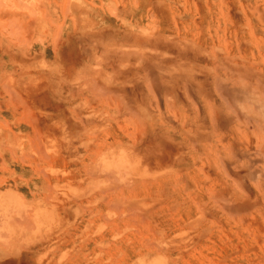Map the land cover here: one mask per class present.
<instances>
[{"label": "rangeland", "instance_id": "obj_1", "mask_svg": "<svg viewBox=\"0 0 264 264\" xmlns=\"http://www.w3.org/2000/svg\"><path fill=\"white\" fill-rule=\"evenodd\" d=\"M262 112L264 0H0V264H264Z\"/></svg>", "mask_w": 264, "mask_h": 264}, {"label": "bare ground", "instance_id": "obj_2", "mask_svg": "<svg viewBox=\"0 0 264 264\" xmlns=\"http://www.w3.org/2000/svg\"><path fill=\"white\" fill-rule=\"evenodd\" d=\"M146 81H147V80H146ZM218 84H219V83H218ZM215 85H216V84H215ZM10 89H12V88H10ZM150 89H151V88H150ZM13 90H14V89H13ZM151 91H152V89H151ZM14 92H15V91H14ZM11 93H12V91H11ZM12 94H13V95H14V94L17 95L16 93H12ZM220 94H221V93H220ZM222 95H223V94H222ZM13 98H14V97H13ZM16 99H17V97H16ZM159 99H160V98H159ZM229 100H230V99H229ZM18 101H19V100H18ZM207 101H208V100H207ZM16 102H17V101H16ZM240 102H241V101H240ZM227 103H228V102H227ZM171 104H172V103H171ZM24 105H25V104H24ZM232 106H233V105H232ZM30 108H31V107H30ZM260 112H261V111H260ZM262 113H264V112H262ZM257 115H258V113H257ZM250 118H251V117H250ZM32 119L34 120V118H32ZM252 119H253V117H252ZM80 120H81V119H80ZM80 120H79V121H80ZM28 121H29V120H28ZM36 121H37V119H36ZM36 121H35L34 123H33V121H32V124H35V123H39V122H40V121H38V122H36ZM246 121H247V120H246ZM29 122H31V121H29ZM29 122H27V123H29ZM80 122H81V121H80ZM82 122H83V121H82ZM138 122H139V121H138ZM89 123H90V121H89ZM29 124H30V123H29ZM32 124H30L29 127H31L33 130H34V129L37 130V128H35V126L32 125ZM39 124H40V123H39ZM82 124H83V123H82ZM84 125H85V124H84ZM37 126H38V125H36V127H37ZM139 126H142V125H139ZM70 128H71V127H70ZM40 130H41V128H40ZM45 130H46L45 132H47V133H50V131H51V132H55V133H56V132L59 133L60 130H61V124L58 123V122H56V123H54V124H49V126H48L47 128H45ZM143 130H144V128H143ZM38 131H39V130H37V132H38ZM40 133H41V132H40ZM66 133H67V132H66ZM111 134H112V133H111ZM40 135H41V136H40ZM40 135H39V137H41L42 140H45V139H43L42 134H40ZM106 135H107V134H106ZM44 136H46V135H44ZM118 136H119V135H118ZM118 136H117V137H118ZM14 137H15V136H14ZM65 137H66V136H65ZM65 137H64V138H65ZM110 137H112V136H110ZM117 137L114 135V139H112V140H113V143H116V147H118V144L120 145V143L117 141ZM44 138H45V137H44ZM118 138H119V137H118ZM41 139H40V140H41ZM115 140H116L117 142H116ZM143 140H144V139H143ZM103 141H104V140H102V142H103ZM138 141H139V140H138ZM41 142H42V141H41ZM45 142H46V141H45ZM107 142H108V141H107ZM111 142H112V141H111ZM139 142H140V141H139ZM145 142H146V141H145ZM43 143H44V142H43ZM134 143H135V141H134ZM140 143H141V142H140ZM63 144H64V142H63ZM103 144H104V142H103ZM43 145H44V144H43ZM137 146H138V145H137ZM233 146H234V145H233ZM241 146H242V145H240V151L244 150V148H241ZM4 147H5V146H4ZM64 147H65V146H64ZM100 147H101V146H100ZM129 147H130V146H129ZM229 147H230V146H229ZM7 148H8V146H7ZM44 148H45V147H44ZM67 148H68V147H67ZM101 148H102V147H101ZM110 148H111V147H110ZM143 149H144V148H143ZM145 149H146V148H145ZM215 149H216V148H215ZM230 149H231V151H232L231 155H232V154L237 155V154L235 153V152H236L235 149H233L232 147H230ZM45 150H46V149H45ZM65 150H66V149H65ZM130 150H131V149H130ZM147 150H148V149H147ZM147 150H146V151H147ZM150 150H151V149H150ZM10 151H11V150H10ZM110 151H111V150L109 149V152H110ZM231 151H230V152H231ZM44 152H45V151H44ZM98 152H99V151H98ZM119 152H120V151H119ZM130 152H131V151H130ZM41 153H43V152H41ZM120 153H123V151H121ZM142 153H143V152H142ZM148 153H149V152H148ZM224 153H225V152H224ZM14 154H15V153H14ZM45 154H46V152H45ZM101 154H102V153H101ZM135 154H136V153H135ZM98 155H99V154H98ZM98 155H97V156H98ZM115 155H116V154H115ZM130 155H131V154H130ZM132 155H133V154H132ZM141 155H142V154H141ZM227 155H228V154L226 153L225 156H227ZM12 156H13V155H12ZM37 156H38V155H37ZM40 156H41V155H40ZM45 156H46V155H45ZM123 156H124V155H123ZM213 156H215V155H213ZM220 156H221V155H220ZM233 156H234V155H233ZM233 156L231 157L232 159H237V158H236L237 156H236L235 158H234ZM60 157H61V156H60ZM121 157H122V156H121ZM136 157H137V156H136ZM142 157H143V156H142ZM218 157H219V156H218ZM223 157H224V155H223L222 157H220V158H223ZM227 157H228V158H227ZM227 157H226L227 160H228V159H229V160L231 159L229 156H227ZM43 158H45V157H43ZM43 158H42V159H43ZM62 158H63V157H62ZM118 158H119V157H118ZM118 158H117V159H118ZM139 158H140V157H139ZM149 158H150V157H149ZM149 158H146V160H143V161H142V160H141V161L138 160L133 166H131V167L128 166V167L130 168L131 171H134V170H135V172H138V171H141V170H142V172H147V173H148V171H149L150 169H155V170H157V169H159V167H161L160 164H161L162 162H163L162 164H164L165 162L168 161V158H167L166 156H165V157H160V158H155V159H152V158L149 159ZM239 158H240V157H239ZM19 159H21V157H20ZM63 159H64V158H63ZM117 159H116V160H117ZM121 159H122V158H121ZM141 159H143V158H141ZM232 159H231V161H232ZM33 160H34V159H33ZM105 160H106V159H105ZM111 160H112V159H111ZM111 160H110V161H111ZM118 160H120V159H118ZM118 160H117V161H118ZM135 160H136V159H135ZM207 160H208V159H207ZM216 160H217V158L215 159V161H216ZM223 160H224V159H223ZM44 161H45V160H44ZM103 161H104V160H103ZM107 161H108V160H107ZM112 161H113V160H112ZM120 161H121V160H120ZM170 161H172V160H170ZM212 161H214V159H213ZM219 161H220V163H221V160H219ZM231 161H230V162H231ZM233 161H234V160H233ZM241 161H242V160H241ZM134 162H135V161H134ZM216 162H217V161H216ZM34 163H35V162H34ZM226 163H227V162H224V161H223L222 165L225 166ZM231 163H232V162H231ZM235 163H238V162L235 161ZM130 164H131V163H130ZM130 164H129V165H130ZM215 164H217V165H221V164H219V162H218V163H215ZM215 164H214V165H215ZM233 164H234V162H233ZM239 164H240V163H239ZM242 164H245V163H242ZM242 164H240L239 166H241ZM108 165L110 166V164H108ZM108 165H107V167H108ZM222 165H221V166H222ZM227 165L229 166L230 163H227ZM234 165H235V164H234ZM245 165H246V164H245ZM113 166H115V164H114ZM120 166H121V168H120V173H121V171H123V169H124L123 167L125 166V164H124L123 166H122V165H120ZM221 166H218V168H219V167L221 168ZM224 166H223V167H224ZM230 166H231V165H230ZM203 167H204V166H203ZM233 167H234V166L232 165V168H233ZM241 167L244 168L243 165H242ZM122 168H123V169H122ZM224 168H225V167H224ZM227 168L229 169L230 167H227ZM227 168H225V170H226ZM236 168H237V166H236ZM49 169H50V168H49ZM111 169H112V168H111ZM114 169H115V168H114ZM116 169H117V166H116ZM116 169H115V170H116ZM121 169H122V170H121ZM136 169H138V170H136ZM214 169H215V168H214ZM230 169H231V168H230ZM239 169H240V168H239ZM239 169H238V170H239ZM241 169H242V168H241ZM52 170H54V169H52ZM99 170H100V169H99ZM219 170H220V169H219ZM219 170H218V171H219ZM225 170H224V171H225ZM234 170H235V169L233 168V172H234ZM236 170H237V169H236ZM244 170H245V168H244ZM42 171H43V170H42ZM100 171H101V170H100ZM102 171H103V169H102ZM124 171H125V169H124ZM128 171H129V170H128ZM205 171H206V170H204V172H205ZM228 171H229V170H227L226 172L228 173ZM106 172H107V171H106ZM116 172H118V173H116ZM116 172H115V174H118V176H119V175H120V174H119V171L117 170ZM142 172H141V173H142ZM231 172H232V171H231ZM248 172H249V170H248ZM248 172H247V173H248ZM110 173H112V171L108 172L107 174H110ZM127 173H129V172H127ZM127 173H126V174H127ZM227 173H226V175H227ZM142 174H143V173H142ZM149 174H150V173H149ZM204 174H205V173H204ZM210 174H211V173H210ZM229 174H230V173H228V175H229ZM250 174H252V173H250ZM105 175H106V174H105ZM111 175H114V170H113V173H112ZM132 175H133V174H132ZM134 175H135V174H134ZM150 175H151V174H150ZM150 175H148V176L145 177V178L141 177V179H140V180H141V183L143 182L142 180L145 179L144 184L147 185L146 187H148V185H154L155 190H156V189L158 190V187H162V186H163V184L161 185V181H163V177H162V179H158L159 177H154V176H152V175L150 176ZM228 175H227V177H228ZM230 175H232V174H230ZM230 175H229V177H230ZM235 175L237 176L238 173L235 172ZM241 175H242V173H241ZM241 175H240V176H241ZM108 176H109V175H108ZM118 176H117V178H118ZM122 176H123V175H122ZM126 176H127V175H126ZM129 176H130V174H128L127 177H129ZM208 176H209V175H208ZM208 176H207V177H208ZM240 176L238 175L237 178H239ZM103 177H104V176H103ZM114 177H115V176H113V178H114ZM243 177L245 178V176H243ZM119 178H123V177L120 176ZM138 178H139V177H138ZM138 178H136V179H134V180L137 182V181H138V180H137ZM164 178H165V177H164ZM208 178H209V177H208ZM208 178H207V179H208ZM241 178H242V177H241ZM99 179H100V178H99ZM106 179L108 180V177H107ZM115 179H116V178H115ZM127 179H128V178H127ZM127 179H126V181H127ZM167 179H168V178H166V179H164V180H167ZM221 179H222V178H221ZM231 179L233 180V177H231ZM239 179H240V178H239ZM48 180H49V179H48ZM101 180H103V179H101ZM117 180H118V179H117ZM140 180H139V182H140ZM168 180H169V179H168ZM178 180H179V179H178ZM209 180H210V179H209ZM217 180H218V179H217ZM217 180H216V181H217ZM223 180H224V179H223ZM118 181H119V180H118ZM118 181H117V183H118ZM174 181H175V180H174ZM212 181H213V180H212ZM216 181H215V182H216ZM224 181H225V180H224ZM236 181H237V179H236ZM239 181H240V180H239ZM242 181H244V180H242ZM136 182H135V183H136ZM139 182H137V183H139ZM172 182H173V181H172ZM234 182H235V181H234ZM237 182H238V181H237ZM124 183L126 184V182H124ZM128 183H129V182H128ZM130 183H131V180H130ZM130 183H129V184H130ZM135 183H134V184H135ZM174 183H175V182H174ZM209 183H210V181H209ZM217 183H218V182H217ZM238 183H239V182H238ZM238 183H237V184H238ZM144 184L142 183L143 186H144ZM170 184H171V180H170ZM239 184H241V183H239ZM239 184H238V185H239ZM49 185H50V184H49ZM120 185H121V184H120ZM122 185H123V184H122ZM130 185H131V184H130ZM211 185H212V184H211ZM211 185H207V186L210 187ZM214 185H215V184H214ZM233 185H234V184H233ZM47 186H48V185H47ZM124 186H127V185H124ZM169 186L171 187V185H168V187H169ZM212 186H213V185H212ZM50 187H51V186H50ZM122 187H123V186H122ZM132 187H133V186H132ZM221 187H222V186H221ZM123 188H124V187H123ZM140 188H141V187H140ZM144 188H145V187H144ZM162 188L164 189V187H162ZM162 188H161V189H162ZM172 188H173V187H172ZM101 189H102V188H101ZM125 189H126V188H125ZM125 189H124V190H125ZM128 189H131V188L129 187V185H128ZM145 189H146V188H145ZM209 189H210V188H209ZM219 189H221V188H219ZM223 189H224V188H223ZM240 189H241V188H240ZM242 189H243V188H242ZM258 189H259V188H258ZM210 190H211V189H210ZM217 190H218V189H217ZM120 191H121V190H120ZM213 191L216 192L215 188H214ZM125 192H126V191H125ZM211 192H212V191H211ZM227 192H229V191H227ZM230 192H231V191H230ZM233 192H234V191H233ZM240 192H242V191H240ZM244 192H245V191H244ZM222 193H223V192H222ZM11 194H12V196L14 195L13 199H15L16 201H17V200L19 201L20 198H18V196H17L18 194H16L15 192H14V194H13V193H11ZM15 194H16V196H15ZM212 194H213V193H212ZM214 194H215V193H214ZM220 194H221V193H220ZM234 194H235V193H234ZM123 195H124V194H123ZM148 195H149V194H148ZM215 195H216V194H215ZM241 195H242V193H241ZM247 195H248V194H247ZM247 195H246V197H247ZM208 196H209V195H208ZM210 196H211V195H210ZM217 196L219 197V194H218ZM217 196H215L214 198H217ZM236 196H238V195H236ZM263 196H264V195H263ZM124 197H125V196H124ZM243 197H244V196H243ZM246 197H245V198H246ZM248 197H249V196H248ZM248 197H247V198H248ZM16 198H18V199H16ZM45 198H46V197H45ZM214 198H213V199H214ZM219 198H220V197H219ZM221 198H224V199H225V197H221ZM255 198H256V197H255ZM224 199H221V201L223 202ZM233 199H235V197H234ZM236 199H237V198H236ZM248 199H250V198H248ZM44 200H46V199H44ZM214 200L216 201V199H214ZM214 200H213V201H214ZM219 200H220V199H219ZM219 200H218V198H217V201H218V202H219ZM225 201H226V202H225ZM227 201H228V202H227ZM229 201H231V200H228V199H227V200H226V199L224 200V202L227 203V204H225V205H227L226 208H230L231 205H232L234 202H236L235 200L233 201V203H232V202L230 203ZM253 201H254V200H253ZM218 202H216V204H217ZM222 202H220V203H222ZM237 202H238V201H237ZM239 202H240V201H239ZM239 202H238L237 206L239 205ZM213 203L215 204V202H213ZM241 203H242V202H241ZM261 203H262V202H261ZM222 204H224V203H222ZM44 205H45V204H44ZM217 205H218V204H217ZM222 206H223V205H222ZM234 206H235V205H234ZM234 206L232 205V208H233L234 210H235L236 208H238V207H234ZM252 206H253V205H252ZM254 206H255V205H254ZM118 207H119V206H118ZM216 208H217V207H216ZM222 208H223V207H222ZM224 208H225V207H224ZM49 209H50V208H49ZM230 209H231V208H230ZM233 209H232L231 211H233ZM247 209H248V208H247ZM223 211L225 212V209H223ZM231 211H230V212H231ZM241 211H242V210H241ZM261 211H262V210H261ZM133 212H134V211H133ZM136 212H137V211H136ZM224 212H223V213H224ZM234 212H235V211H234ZM237 212H238V211H237ZM245 212H247V211H244V212L242 211V213H245ZM30 213H31V210H29V213L26 212L27 215L25 214L24 217L22 216V218L24 219V223H25L24 225H28V224H30V223H28V222H30V220H31V222H33L32 219H31L30 217L33 216V220H34V217H37L38 211L36 210L35 213L32 214V215H31ZM39 213H40V212H39ZM235 213H236V212H235ZM235 213H231V215H232V214H235ZM239 213H240V212H239ZM17 214H18V213H17ZM28 214H30V215H28ZM225 214H226V213H225ZM235 215H236V214H235ZM235 215H232V216H235ZM40 216H41V215H40ZM28 217H29V218H28ZM14 218H15V217H14ZM232 218H233V217H232ZM251 218H252V217H251ZM118 219H119V218H118ZM253 219H254V221L256 220L255 218H253ZM253 219H251V220H253ZM28 220H29V221H28ZM38 221H39V220H38ZM254 221H252V222H254ZM255 222H257V221H255ZM36 224H37V223H36ZM38 224H39V223H38ZM22 226H23V224H22ZM36 226H37V225H36ZM230 226H231V225H230ZM250 226L252 227V224L249 225V228H251ZM25 227H26V226H25ZM230 228H231V227H230ZM231 229H232V228H231ZM251 229H252V228H251ZM227 230H228V229H227ZM221 231H222V230H221ZM229 231H230V229H229ZM247 231H249V230H247ZM12 233H13V232H12ZM223 234H224V233H223ZM228 236H229V235H228ZM47 238H49V237H47ZM55 238H56V237H55ZM51 240H52V239H47L48 242H50ZM42 241H43V240H42ZM228 241H229V240H228ZM43 242H45V241H43ZM51 242H52V241H51ZM121 242H122V240H121ZM229 242H230V241H229ZM46 243H47V242H46ZM122 243H123V242H122ZM244 243H245V242H244ZM230 244H231V243H230ZM160 245H161V244H160ZM119 248H120V247H119ZM230 248H231V247H230ZM231 249H232V248H231ZM259 249H260V248H259ZM114 250H115V249H114ZM119 250H120V249H119ZM222 250H223V249H222ZM263 250H264V249H263ZM117 251H118V250H117ZM252 253H253V252H252ZM255 253H256V252H255ZM259 255H260V254H259ZM252 258H253V257H252ZM254 258H255V257H254ZM255 259H256V258H255ZM257 259H258V258H257ZM257 259H256V260H257ZM20 261H21V260H20ZM249 261H250V260H249ZM250 262H251V261H250ZM254 263H255V262H254ZM256 263H257V262H256Z\"/></svg>", "mask_w": 264, "mask_h": 264}]
</instances>
